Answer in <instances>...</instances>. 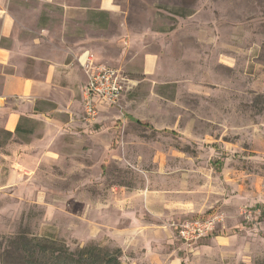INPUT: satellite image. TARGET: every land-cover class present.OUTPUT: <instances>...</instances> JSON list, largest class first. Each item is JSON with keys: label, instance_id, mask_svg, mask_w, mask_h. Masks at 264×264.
<instances>
[{"label": "rangeland", "instance_id": "1", "mask_svg": "<svg viewBox=\"0 0 264 264\" xmlns=\"http://www.w3.org/2000/svg\"><path fill=\"white\" fill-rule=\"evenodd\" d=\"M10 1L28 25L40 17L47 20L38 25L62 23L56 5ZM70 2L62 24L86 38L88 66H72L71 89L50 94L56 102L37 103L45 126L26 118L29 132L11 139L0 131V143L47 142L28 174L0 155V239L48 234L71 249L115 248L110 229L122 209L149 216L161 193L191 209L176 222L223 215L195 244L174 239L177 264L264 259V0H114L108 12L98 10L99 0ZM101 65L119 69L127 85L88 122L87 69ZM152 241L162 245L161 237Z\"/></svg>", "mask_w": 264, "mask_h": 264}, {"label": "crops", "instance_id": "2", "mask_svg": "<svg viewBox=\"0 0 264 264\" xmlns=\"http://www.w3.org/2000/svg\"><path fill=\"white\" fill-rule=\"evenodd\" d=\"M36 1L60 7L62 23L71 16L70 0ZM113 1L99 0L98 10L112 11ZM21 8L13 1L0 0V131L9 134L11 139L29 132L21 125L26 118L38 121L40 126L46 125V116L36 108L37 103L40 100L56 102L50 94L61 86L71 89L70 69L75 63L84 62L88 50L84 35L73 33L62 23L52 27L46 22L38 25L40 19L47 20L45 17L37 19L35 26L20 21L14 11ZM56 52L64 54V58L55 57ZM46 143L43 137L7 144L1 142L0 155L10 160L11 166L19 165L28 174L30 166L45 158ZM159 195L157 207H147L149 216L144 215L145 209L124 207L123 219L110 229L113 244L132 264H177L181 259L180 248L173 245L174 239H180L171 223L191 209L166 195ZM158 237L162 242L160 248L152 241Z\"/></svg>", "mask_w": 264, "mask_h": 264}, {"label": "trees", "instance_id": "3", "mask_svg": "<svg viewBox=\"0 0 264 264\" xmlns=\"http://www.w3.org/2000/svg\"><path fill=\"white\" fill-rule=\"evenodd\" d=\"M121 257L118 246L106 248L90 243L71 249L64 241L48 234L16 233L0 239V264H124ZM255 264H264V259Z\"/></svg>", "mask_w": 264, "mask_h": 264}, {"label": "built area", "instance_id": "4", "mask_svg": "<svg viewBox=\"0 0 264 264\" xmlns=\"http://www.w3.org/2000/svg\"><path fill=\"white\" fill-rule=\"evenodd\" d=\"M89 59H85L83 65H87ZM86 85L82 92V112L86 121H93L99 114L102 105L116 104L127 85V78L114 67L96 66L87 69ZM223 215L219 212L209 213L205 216L187 218L180 222L172 221L171 226L176 230L177 237L185 246L201 241L210 236L217 226L223 223Z\"/></svg>", "mask_w": 264, "mask_h": 264}]
</instances>
